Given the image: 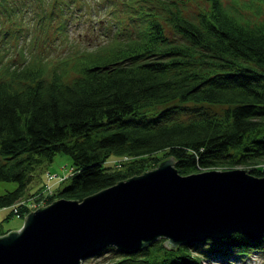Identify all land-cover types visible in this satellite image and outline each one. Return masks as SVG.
Returning <instances> with one entry per match:
<instances>
[{
    "label": "trees",
    "instance_id": "1",
    "mask_svg": "<svg viewBox=\"0 0 264 264\" xmlns=\"http://www.w3.org/2000/svg\"><path fill=\"white\" fill-rule=\"evenodd\" d=\"M106 1L103 18L88 0L52 1L36 38L45 49L63 48L53 61L50 52H35L29 63H16L0 48V181L18 184L0 195V208L19 204L34 172L64 152L75 172L56 188L66 200L82 201L169 157L182 175L243 167L264 177V9L252 24L223 0H210L192 18L177 0ZM15 4L0 0V24L3 16L25 15ZM85 17L97 35L71 41L69 22L84 27ZM182 104L225 109L210 114ZM117 158L128 160L117 169ZM18 208L20 216L30 212ZM166 242L132 255L109 247L97 257L114 251L110 264H203L264 252V235L252 241L234 233L175 250Z\"/></svg>",
    "mask_w": 264,
    "mask_h": 264
},
{
    "label": "water",
    "instance_id": "2",
    "mask_svg": "<svg viewBox=\"0 0 264 264\" xmlns=\"http://www.w3.org/2000/svg\"><path fill=\"white\" fill-rule=\"evenodd\" d=\"M0 236V264H85L109 247L135 254L166 238L169 249L242 233L264 235V177L246 169L182 175L169 157L87 196L60 198Z\"/></svg>",
    "mask_w": 264,
    "mask_h": 264
},
{
    "label": "rangeland",
    "instance_id": "3",
    "mask_svg": "<svg viewBox=\"0 0 264 264\" xmlns=\"http://www.w3.org/2000/svg\"><path fill=\"white\" fill-rule=\"evenodd\" d=\"M13 1L14 3H16L15 5H23L25 15H21V13H18L17 18H14L12 16L8 19L6 16H3L1 18L2 22L0 24V36H2L3 32L10 33V36H8L10 38H7L6 43H0V48L2 52L8 53L9 58H15L16 60L13 59V61L16 63H29L31 61V54L35 52H39L41 54L43 53V55L50 52L46 56H50V58H53V61L56 58V55H60V53L63 51V48L58 45V49H55L57 48V46L50 45L51 47L45 49V40L43 43V40L41 38H36L37 36H42L40 33V25H38L39 19L44 16L45 11L48 12L52 10L51 5L53 4V0ZM158 1L159 0H150L152 4H155ZM209 1L210 0H177L179 4H182V2H184V4H182V6L184 7L183 9L185 11V14H187V16H189L190 18L197 15L200 11L199 9L208 8L210 6ZM8 2L11 5V0H8ZM88 2L89 4H92V2L93 5L96 4L97 6H94L99 10L101 8H107L106 0H88ZM223 3L228 10L236 13L237 15L240 14L238 16L244 17L243 19H251L252 24L256 23L257 21L259 22V20L263 19L262 11L259 8L262 7L264 9V5L261 4L259 0H223ZM97 12L101 18L105 17L103 9ZM77 16L80 15L78 14ZM86 19L87 18L85 17V21H83L82 23L85 24V22L87 21ZM76 20H72L71 22H69L70 27L68 31H70L69 34L71 41H74L79 38V35H82V38H84V35L87 36L89 39L86 38V40H90V36L93 38L95 37L96 33L94 35H92L91 32L88 33L86 24L83 27L81 24H78ZM57 24L58 20L54 22L51 34L57 31ZM51 38V42L53 43V40L56 39V35L53 34ZM22 49H24V51H22ZM22 52H26V54L21 55L20 53ZM25 58L27 59L25 60ZM75 75L76 74L73 71V68H69V74L67 76V79L72 80ZM0 76L3 77V75ZM181 107L182 109H192L194 111L205 110L210 114H223V110L225 109V106L216 105L195 106L192 104H182ZM189 115L190 114H186L183 112L181 114V119L187 120L189 118ZM162 155L163 154H159L160 157ZM71 160L72 158L68 154H65V152L58 153L51 162L41 165L36 170V172H34L33 181L32 183H30L31 185L29 186L27 193L24 194L25 196L23 197V200L19 202V204L13 205L12 207L10 206L0 208V236L14 230H19L23 226L26 216H20L19 214H17V212H15L14 210L15 207L18 208L22 205H26L29 208V211H32L36 208L46 206L49 203L59 199L57 197L58 191L56 188L62 186L63 183L66 182L67 177H71L75 173L74 168L72 167ZM127 160L128 159L126 158H124L123 160H120L118 158L115 159L114 161L116 163L117 169L122 167V165H120L121 162ZM155 168L153 167V169ZM235 169L244 168L238 167ZM150 170H152V168ZM215 170L224 171L231 169L219 168ZM50 173L51 175H55L54 180L48 179ZM17 186L18 184L16 182L0 181V195L15 190ZM19 209L20 208H18V212ZM114 253V251H109L101 257L89 259L88 261H86L85 264H110V262H112V260L116 256ZM238 254H236V256L234 257L229 256L228 258H225V261L217 259L213 262L203 261V264H264V252L250 251L249 254H241V256H238Z\"/></svg>",
    "mask_w": 264,
    "mask_h": 264
},
{
    "label": "built area",
    "instance_id": "4",
    "mask_svg": "<svg viewBox=\"0 0 264 264\" xmlns=\"http://www.w3.org/2000/svg\"><path fill=\"white\" fill-rule=\"evenodd\" d=\"M54 178H55V175H51V173H50L48 179H49V180H54ZM41 207H42V206H41ZM36 209H37V208H36ZM34 210H35V209H34ZM15 212H17V208H15Z\"/></svg>",
    "mask_w": 264,
    "mask_h": 264
}]
</instances>
